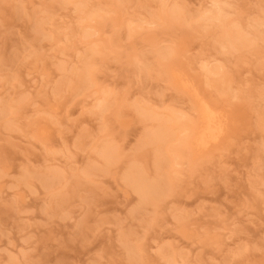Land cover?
<instances>
[{"label":"rangeland","instance_id":"obj_1","mask_svg":"<svg viewBox=\"0 0 264 264\" xmlns=\"http://www.w3.org/2000/svg\"><path fill=\"white\" fill-rule=\"evenodd\" d=\"M57 1L0 0V264H264V0H214L247 32L233 52L217 47L225 26L205 19L212 0H89L106 18L93 21ZM165 1L184 8L171 25ZM84 66L92 83L79 88ZM177 71L224 120L204 150ZM163 121L167 149L142 145ZM132 166L169 183L155 203L124 180ZM51 170L60 178L44 185Z\"/></svg>","mask_w":264,"mask_h":264},{"label":"bare ground","instance_id":"obj_2","mask_svg":"<svg viewBox=\"0 0 264 264\" xmlns=\"http://www.w3.org/2000/svg\"><path fill=\"white\" fill-rule=\"evenodd\" d=\"M70 1H72V2H70ZM90 1H93V0H90ZM90 1L89 0H58L57 3L61 2L60 3L61 6H66L65 4H68V2L70 3V5L74 4V10H76L75 12H77L79 10L80 13L81 12L85 13V10L84 11H81V10H83L85 8L86 9L88 8V10H90V13H88L89 11H87L88 14L82 13V15H84V16L86 15L85 18H83V20H85V21L89 20L90 21V19H92V21H93V19L95 17H98L99 19L98 18H96V19L100 20L101 19L100 15H97V13L100 10H101V12H99L98 14L102 13V9L99 8L101 6L98 7V9H100L99 11L97 10V6H94V7H96L95 10L98 11V12L95 11L97 13H96V15L94 17V14L92 13V12H94L93 11L94 9L92 10L93 7H91V6L87 7L88 2L91 3ZM117 1L119 3H121L119 0H117ZM224 2L212 0V2L209 4L211 6V8H209L210 10L209 11L206 10V12H205L206 14H207V12L210 13V15L208 14V16H206V18L205 17L204 18L206 19V21H209L210 23L211 22L212 23L219 22L222 27L225 26V28L223 29L222 32L221 31L218 32L220 34L217 33L218 38H216L217 36L215 37L216 38L217 47L219 46V48L221 50L225 49V51L227 50V51H232L233 52V50L236 51V50H238L239 48H241L243 46H247L249 44V40L246 38L247 37V32H244V29L242 30V28L241 29L238 28V26L235 25L236 23L234 24V23L231 22L234 25H232L231 23L228 24L227 26L225 25V23L227 21L224 22V20L227 17L226 14H228V13H226L227 11L225 10V8H227L226 6H229V4H226ZM91 4H93V3H91ZM95 5H97V4H95ZM98 5H100V4H98ZM183 10H184V8H181L180 5L179 6L173 5L172 7H168L167 1H165L163 3V6H162V15H160L159 18L162 19V23H165V24L168 23L169 25H171V24L177 22V20H179V15L181 16V14L183 13ZM109 11H110V9H108L107 13ZM203 11H205V9ZM103 13H105V12H103ZM201 13H202V10H201ZM101 16L104 18L105 15L104 16L101 15ZM224 17H225V19H224ZM46 18H48V17H46ZM103 18L101 20H103ZM160 19H158V17H157V20H160ZM104 20H106V18H104ZM95 22H94V25H95ZM105 22H107V21H105ZM90 23L93 24V22H90ZM90 23L87 22V24L91 25ZM152 23H154V21ZM152 23L151 22L146 23V21H144V22L142 21V24H146L147 26H149V24L151 25ZM142 24L140 26H142ZM89 25L88 26L85 25L86 27L85 26L81 27L84 39H90V37H92V36L94 37L98 33V30L94 28V25H91V26H89ZM42 26H43V24H42ZM105 27H102V28H105ZM40 28H41V24L37 27L38 31L42 30ZM102 28H101V30H102ZM216 28H217V25H216ZM99 32H101V31L99 30ZM114 37H117V36H114ZM115 41H116V39L112 38L111 41H109L107 43L105 42L106 43L105 46L108 47L110 43H112L113 46H116L117 44H116ZM95 45H94V47H95ZM93 49H92L93 52L90 53L91 55L94 53L95 49L94 50ZM172 54H173L172 50H167V51L161 52L160 54H156V55H158V58H159L158 60L159 61H167L168 62L169 60H171L170 56H172ZM87 59L89 60V57H87ZM171 61H170V64H171ZM86 64L89 66V69H90V67L93 68L92 66H90L91 65L90 63L86 62L85 65ZM88 66H86V67L84 66L85 68H84V70L82 69L83 71H81V72H77L76 71L77 69L74 71V73H75L74 75L77 76L76 79L78 78L77 81H76L77 82L76 85L79 88H87L92 83V78L91 77H92L93 72L91 73V71L88 69ZM165 66H168V65L166 64ZM177 67H179V65H177ZM207 67H208L207 65H204L203 68H207ZM212 73H213V71H212ZM172 74H173V72H171V75ZM172 79L184 91H186L188 93H191V95L193 96L195 101L198 102V104H197L198 105L197 106L198 107L197 108L198 127H197V132H196L195 137L193 138V140L195 142L196 149L204 150V149L208 148L209 145H211L213 143H216L218 141V139L221 137V135L224 133V128H225L224 120L221 117V115L214 109V107H212L210 104H208V103H206V102H204V101L199 99V95H198V93H196V90L193 89L192 83L188 79L184 78L181 75V73L179 74L178 71H177V73H174V75H172ZM102 97H105V96H102ZM106 101L108 102V100H105L104 98H101V99H99L97 101V103H96V105H94V107H96L97 109H104L105 110V108H107L106 107L107 106V102ZM8 108H7V110H8ZM3 111H4V109H2V112ZM143 112H145V111H143ZM145 115H146V113H145ZM168 126H169L168 122H164L163 121L161 126L157 130H152V131H148L147 133H145V136L143 137L144 139L142 141V145H145V144L146 145L147 144L156 145L157 148L160 149V150L164 146L166 147L165 144L167 143V141H169V138H171V135H170L171 133H170V130H169L170 126L169 127ZM187 143H188L187 140H182V142H180L178 146H175L173 148V151L176 152V153L180 152V150H182V148H184ZM166 149H167V147H166ZM160 150H159V152H161ZM99 153H100L101 157L108 163H112L116 159L117 152H116L115 148H113L112 146H109V145L106 146L105 145L104 147H102L100 149ZM162 154L161 153H159L158 155L155 154L156 155L155 163L157 164V166L159 168L162 167L163 164H164V160L161 157ZM59 174H60L59 172H57V171L52 172V170H51V172L49 173L47 178H42L44 180L43 184L49 186L50 184L53 183V181H55V180L58 181V178H60V175H61V174L60 175ZM162 175H160L159 177H157L154 180H149V179H147L145 177L144 174H142V171H140V169H138V167H133L132 166L128 170L126 175L124 176V180L127 182L129 187H131L134 190V192L137 193L140 196L141 203H143V204L151 203V202L155 203L158 200V198L164 194V189L169 185L168 182L167 183L165 182V179H164L165 177L162 176ZM136 250H138V248H136ZM137 252H139V250ZM171 262H169V263H171ZM173 264H175V263H173Z\"/></svg>","mask_w":264,"mask_h":264}]
</instances>
